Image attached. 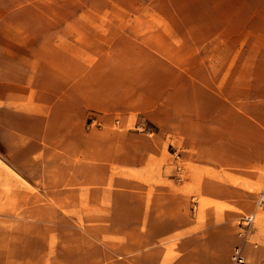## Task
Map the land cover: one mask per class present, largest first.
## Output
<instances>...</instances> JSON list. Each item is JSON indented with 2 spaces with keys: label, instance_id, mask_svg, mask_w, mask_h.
<instances>
[{
  "label": "crops",
  "instance_id": "1",
  "mask_svg": "<svg viewBox=\"0 0 264 264\" xmlns=\"http://www.w3.org/2000/svg\"><path fill=\"white\" fill-rule=\"evenodd\" d=\"M65 2L0 21V144L40 184L16 264H264V0Z\"/></svg>",
  "mask_w": 264,
  "mask_h": 264
},
{
  "label": "rangeland",
  "instance_id": "2",
  "mask_svg": "<svg viewBox=\"0 0 264 264\" xmlns=\"http://www.w3.org/2000/svg\"><path fill=\"white\" fill-rule=\"evenodd\" d=\"M43 1L44 0H0V21L7 25L11 19L15 18L16 13H20V16H24V7L26 5L28 8H31L27 12L32 14L33 19L40 17L56 18L58 14L60 15L68 11L67 9H57L55 7L57 0H48L50 8L46 11L41 6ZM61 1H66L65 7L73 4V0H59V2ZM101 13L103 14L104 10H102ZM11 185L13 187H11ZM14 185H16V188ZM39 185V182H37L34 187L27 184L24 175L20 170L15 168L14 163L10 160L5 149L0 144V264H16L15 260L21 259L25 252V241H32V239L29 238L31 235L26 232L25 228L29 226L39 228L41 226L40 217L26 214L27 209L31 210V208L39 206L40 204L39 200L35 201L36 198H39ZM14 188L18 196L17 201L15 197L10 199V193H15ZM30 194L33 195L34 201L32 205L31 203L27 205L25 196L28 195L30 197ZM10 227L16 228L15 233L12 232L9 234ZM33 236L37 237L38 240L40 239V234ZM9 241H11V245H9ZM32 243L34 248L36 244L34 241ZM36 247L39 248V246ZM38 250L34 248L33 253L36 251L38 252Z\"/></svg>",
  "mask_w": 264,
  "mask_h": 264
},
{
  "label": "built area",
  "instance_id": "3",
  "mask_svg": "<svg viewBox=\"0 0 264 264\" xmlns=\"http://www.w3.org/2000/svg\"><path fill=\"white\" fill-rule=\"evenodd\" d=\"M254 203L257 209L264 211V181H262L260 188L255 193ZM255 222V213H247L240 216L237 226L239 229V235L243 240H247L249 238L251 229ZM231 264H250L243 253L241 244L236 245L233 248L231 254Z\"/></svg>",
  "mask_w": 264,
  "mask_h": 264
}]
</instances>
